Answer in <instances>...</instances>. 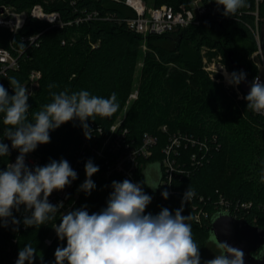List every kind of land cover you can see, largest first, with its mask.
Here are the masks:
<instances>
[{
	"label": "trees",
	"instance_id": "16d2710c",
	"mask_svg": "<svg viewBox=\"0 0 264 264\" xmlns=\"http://www.w3.org/2000/svg\"><path fill=\"white\" fill-rule=\"evenodd\" d=\"M144 1L152 7L170 5L178 8L190 0ZM37 4L48 12H59L63 21L73 23L64 27L50 26L28 17L17 33L0 26V47L9 49L19 60L18 69L0 74V84L9 95L14 92L8 78L15 77L28 86L31 72L37 70L41 73L36 90L29 95V120H32V113L51 102L53 92L87 90L91 95L103 98L115 92L119 103L112 116H96L95 121H88L92 129L91 139L85 138L78 120L51 130L50 142L36 148L42 155L43 165L61 159L70 164L83 140L99 142L102 140L99 129L108 133L118 121L133 91L141 47L146 40L150 50L144 56L140 92L121 123L128 129V140L137 145L142 144L146 134L157 138L151 147V155L140 159L144 167L137 171L145 193L151 195L154 192L149 187L153 176L157 175V179L164 176V149L172 136L187 135L197 142L184 147L181 156L176 158V165L187 171L174 179L179 194L170 195L163 201H151L145 214L156 215L162 208L170 211L180 208L183 199L180 191L190 188L194 195L184 203L182 215L188 217L185 222L191 225L202 262L207 260L212 217L222 212L220 197L237 207L238 211L231 214L264 228V117L248 110L244 98L236 100L228 94L223 83L212 79L203 69L200 54L201 47L207 46L222 55L231 71L239 72L242 70L232 66L228 57V51H234L235 62L244 65L245 73L253 80L259 73L251 60L257 44L248 26L255 25L256 0H246L247 6L232 17L224 16L221 11L215 16L211 12L200 25L146 38L127 25L125 19L135 13L123 2L0 0V8L12 6L18 12L29 11ZM94 12L97 15H92ZM90 15L91 18L86 19ZM77 18L85 19L76 23ZM259 27H264V0L259 4ZM33 36H38L35 42L28 39ZM239 40L248 45L239 49ZM187 42L196 44L190 58L185 55ZM262 45L264 52V36ZM242 93L243 97L247 95ZM163 126L167 127L166 132L162 131ZM8 127L11 126L3 123V114L0 113V141L3 143L8 140L4 136ZM193 155L201 159V164L194 163ZM9 161V155L0 157V170L5 169ZM147 169L152 172L147 173ZM91 179L96 188L90 195L81 191L72 210L87 205L89 214L99 212L107 206L112 182H122L126 178L114 174L107 179L99 169ZM25 215L30 212L26 213L21 205L20 211L13 209V216L21 221L19 225H13L11 219L7 226L0 221V264H16L18 253L26 244L36 248V258L46 247L41 264H55V250L58 246H66V240L60 241L57 234L51 245L47 246L45 240L55 223L60 221L59 215L43 225L27 228L23 224Z\"/></svg>",
	"mask_w": 264,
	"mask_h": 264
},
{
	"label": "clouds",
	"instance_id": "9594fccd",
	"mask_svg": "<svg viewBox=\"0 0 264 264\" xmlns=\"http://www.w3.org/2000/svg\"><path fill=\"white\" fill-rule=\"evenodd\" d=\"M215 3L223 6L222 14L226 17L247 6L246 0H215ZM246 75L243 71L224 72L226 82L232 86H239ZM8 81L14 94L9 95L0 84V113L3 123L11 126L5 129L4 136L13 149L19 150V155L14 163L0 170V221L7 226L11 219L13 225H19L21 221L13 216V209L20 211L23 205L24 211L30 212L23 217L24 226H39L54 220L63 207L62 202L50 203L49 196L54 190L69 186L77 179V173L66 159L30 168L25 163L26 155L38 145L49 143L51 130L73 120L80 122L85 138L91 139L88 121H95L96 116H112L119 103L115 92L108 98L91 95L87 90L53 92L51 102L32 113L29 120L27 86L15 77ZM243 98L248 110L264 115V82L259 76L251 81L250 91ZM8 155L9 146L0 141V157ZM98 171L99 167L89 159L85 164L86 179L78 191L90 195L96 188L91 177ZM159 186L149 187L155 190ZM111 188L107 206L99 212L89 214L84 205L62 214L54 230L60 241L66 240V246L56 248L55 264H245L244 251L227 241L219 243L220 255L202 262L191 225L185 222L188 217L182 215L184 203L194 195L190 188L184 193L180 208L174 211L162 208L156 215L145 214L152 197L144 192L141 183L125 179L113 181ZM161 195L168 199L169 192L165 189ZM36 251L26 244L19 251L16 264H34Z\"/></svg>",
	"mask_w": 264,
	"mask_h": 264
},
{
	"label": "built area",
	"instance_id": "2783aa9c",
	"mask_svg": "<svg viewBox=\"0 0 264 264\" xmlns=\"http://www.w3.org/2000/svg\"><path fill=\"white\" fill-rule=\"evenodd\" d=\"M112 1L123 2L134 11V16L126 18L125 21L134 32L142 35L144 38H146L148 35H165L180 29L188 28L190 26L200 25L206 21L211 12L214 16L217 15L219 11L223 12V6H217L215 0H190L187 4H181L178 8L170 5L149 7L144 0ZM261 1L262 0H256V8L253 12L255 16V25L248 27L253 33L257 44V50L252 55L253 59L255 57L258 59L257 66L259 73L257 76H259L261 81L264 82V52L262 47L263 39L261 37L259 27V4ZM2 8L3 12L0 13V26L8 28L13 33H17L21 28H23L28 17L36 18L50 26L64 27L73 23L63 21L59 12H48L38 4L34 5L33 8L28 12H18L12 6H3ZM92 15H97V13L94 12ZM90 18L91 15L86 19ZM84 19L85 18H77L75 22L79 23ZM28 39L31 42H35L38 39V36H33ZM208 49L209 48H207V50ZM215 60H217V62L211 63L210 58L207 55H204L202 58L203 69L207 71L212 78H214L213 74L215 73H219L224 77L225 70H227L229 74L233 72L228 68L227 64L224 63L221 54L215 57ZM18 68V58L15 57L9 49L0 47V74L6 75L8 70H16ZM40 77L41 73L39 71L33 70L31 72L29 84L27 86L28 92L30 94L36 90L38 84L37 81L40 79ZM234 87L240 92L239 86ZM137 95L138 91H132L126 102V107L132 100L137 98ZM261 116L264 117V115ZM122 120L123 117L119 118L118 121L110 127L108 133L104 132L103 129L100 128L99 133L102 136V140L91 143L83 140L82 145L76 151L74 158L70 162V166L74 171H76L77 179L72 181V183L69 186H66L63 190H54L49 196V202L53 205H57L61 202L63 203V207L57 213L60 219L62 214L73 209V206L79 197V194L76 192L77 186L83 178L85 173V164L89 158L95 165L99 167V169L102 170L103 175L107 179L111 178L114 174H121L133 183H141L137 177V171L139 168L144 167L143 164H141L140 159L147 158L151 155V147L156 143L157 138L146 134L141 145L135 144L134 141L130 142L128 140V129L122 127L121 125ZM162 131L166 132L167 127L163 126ZM170 141L171 142L164 149V153L166 155L163 160L164 176L158 183L160 186L150 195L153 202H156L157 200H164L161 193L165 189H167L169 192V196L179 194L175 188L174 179L178 174H184L187 171L176 165V158L181 156V150L184 147H187L190 143L195 145L197 142L196 140L189 138L187 135L172 136ZM5 144L9 146V163H14L16 157L19 155V150L13 149L11 147L10 140H6ZM201 144V147L205 148L204 143ZM43 145L44 144H40L37 146V148H40ZM171 154H173L174 157H172ZM192 158L194 163L201 164V159L197 158L195 155H193ZM25 163L30 168L42 166V158L40 155L31 152L26 155ZM186 191V189H182L180 194L184 195ZM219 202L221 206L220 210L222 212L234 214L236 211H238L235 209L237 207L229 203V201L224 197H220ZM204 214L205 216L207 215L206 213ZM196 216L198 219L199 216ZM60 222L61 221H58L55 224L58 225ZM52 233L56 235L54 227L52 229ZM52 242L53 239L50 237L45 240L47 246L51 245Z\"/></svg>",
	"mask_w": 264,
	"mask_h": 264
},
{
	"label": "water",
	"instance_id": "95a60500",
	"mask_svg": "<svg viewBox=\"0 0 264 264\" xmlns=\"http://www.w3.org/2000/svg\"><path fill=\"white\" fill-rule=\"evenodd\" d=\"M3 8H0V13ZM234 51H228V57L232 66L245 72V66L237 64L233 58ZM251 79L246 75V80L241 83V90L248 94ZM160 177L149 184L158 185ZM226 214V215H225ZM211 238L216 243L227 241L230 245L244 251L245 264H264V228L251 224L245 218H237L227 212H219L213 215L211 223Z\"/></svg>",
	"mask_w": 264,
	"mask_h": 264
},
{
	"label": "rangeland",
	"instance_id": "374dc122",
	"mask_svg": "<svg viewBox=\"0 0 264 264\" xmlns=\"http://www.w3.org/2000/svg\"><path fill=\"white\" fill-rule=\"evenodd\" d=\"M148 6H149V7H152L151 4H149ZM32 8H33V7H31V9H32ZM31 9H30V10H31ZM30 10H29V11H30ZM27 12H28V11H27ZM260 32H261V37H262V39H263V36H264V34H263V32H264V27H263V28H260ZM214 37H216V35H214ZM168 45H169V44H168ZM195 45H196L195 42H187V46H186L187 49H185V55H186L187 57L190 58L191 56L194 55V54H193V50H194L193 47H194ZM244 45L247 46V45H248L247 42L240 41V40L238 41L237 46H238L239 49L242 48ZM169 46H171V44H170ZM262 47H263V46H262ZM207 48H208L207 46H202V47H201L200 54H201L202 58H203L204 55H207V56L210 58V62H211V63L217 62V60H215V57H217V56L219 55V53L213 52V49H208V50H207ZM149 50H150V48H148V45H147V43H146V40H144L143 45H142V47H141V56H140V61H139L138 66H137V71H136L135 80H134V81H135V82H134V88H133V91H134V92L138 91V95H139L140 88H141V84H142V81H141V74H142L143 67H144V56H145V53H147ZM253 54H254V53H253ZM253 54H252V55H253ZM252 55H251V60H252V62L257 66L258 59H257L256 57L253 59V58H252ZM213 57H214V58H213ZM202 62H203V61H202ZM170 66H174V64H170ZM257 68H258V66H257ZM258 71H259V69H258ZM206 72H207V71H206ZM208 74H209V73H208ZM209 75H210V74H209ZM213 75H214V78H212V79L216 80V81L219 82V83H223L224 86L227 88V90H228V94H229L230 96H233L236 100H242V99H243V93H242V90H240V92H239V91H237V89H236L234 86L229 85V84L225 81L223 75H221V74H219V73H215V74H213ZM138 95H137V98H138ZM137 98H136V99H137ZM136 99L132 100V101L130 102V104H129L127 107L124 108L123 112H122L121 115H120V118L124 117V115L127 113L128 108L133 104V102H134ZM33 152H34L35 154H37V155H40V157L42 158V155H41L39 152H37V151H33ZM42 166H44L43 163H42ZM152 170H153V169H152ZM153 171H154V170H153ZM151 172H152V171H151L150 169H147V173L150 174ZM155 176H156V177H155ZM155 176H153V178H151L149 184H152L153 182H155V181L157 180V175H155ZM85 179H86V173L84 174L83 178L81 179V181L79 182V184H78V186H77V190H76V192H77L79 195H80V192H81V191H78L79 186L85 181ZM49 237H50L51 239H54V238H55V235H54V233H52V231H51ZM45 249H46V247H44V249L38 254V256H37V258H36L34 264H41V258L43 257V254H44ZM221 252H222V249H220V248L218 247V244L216 243L215 239L210 238V239L208 240V242H207V260L213 259L214 256L220 255Z\"/></svg>",
	"mask_w": 264,
	"mask_h": 264
}]
</instances>
